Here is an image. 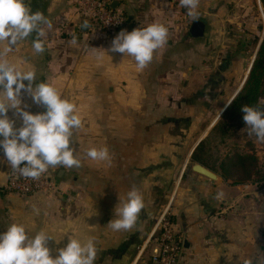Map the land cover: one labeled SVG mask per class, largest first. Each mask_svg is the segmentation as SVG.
Returning <instances> with one entry per match:
<instances>
[{"label": "rangeland", "instance_id": "obj_1", "mask_svg": "<svg viewBox=\"0 0 264 264\" xmlns=\"http://www.w3.org/2000/svg\"><path fill=\"white\" fill-rule=\"evenodd\" d=\"M195 11L193 19L199 17L207 22V40L211 46L207 47L209 51H205L201 66L198 63L195 67L193 50H189L184 61L177 64L183 69L194 67L190 76L180 79L181 83H178L180 71L172 73L167 86H161L166 82L163 84L160 81L161 85L153 87L161 94L154 103L151 98L145 100L141 97L137 108L134 105L135 112L122 120L102 119L99 102L86 103L83 98L73 102L82 118V126L73 130L71 138L81 164L68 168L67 174L69 177L76 176L78 181L70 191L61 189L57 184L56 190L37 194L45 195L43 200L47 203L57 197L56 207H68L72 202L73 207L80 208L81 218L75 221V232L76 238L81 241L88 240L87 232L85 237L82 230L88 218L82 212L87 202L85 197L91 195H85V192H91L92 197L95 195L99 205L100 192L111 191L114 202L116 197L123 202L127 192L135 186L142 193L145 203L137 223L131 228L138 232L136 237L131 236L130 230H124L123 247L116 251L96 247L97 258H129L127 264H140L159 248L165 238L169 245H177L175 264H245V261L264 264V141L250 134L247 125L231 127L225 135L220 134V129L209 137L228 109L231 95L241 91L245 83L240 87L242 80L249 77L254 66L258 56L257 45L264 30V0H198ZM190 17L188 15V19ZM93 71V76H97L98 71ZM86 74L77 70L60 82V93L66 96L64 98L68 97L70 89L77 91L83 88L77 89L71 84L84 79ZM157 75L147 68L139 70L136 76L141 83L140 94L148 93L147 81ZM164 95L167 97L164 98ZM128 110L132 112L131 105H128ZM105 124H108L107 128ZM208 137L210 142L203 157L211 169L219 172L225 158L236 153L244 154L253 156L257 161L253 178L244 182L238 177L225 180L219 176L221 180L218 181L194 178L191 168L196 162L190 159L191 152L197 142ZM91 147H106L109 160L87 158L85 153ZM257 171L259 175L254 174ZM117 173L118 177L115 176ZM52 175L55 177L56 174ZM117 183H123L120 191L116 189ZM218 192H223L221 199L216 198ZM69 195L72 199L68 198ZM201 197L202 201L199 200ZM202 202L209 209L208 213L202 212L199 205ZM37 204L51 206L36 199L25 204L14 200L8 206L11 209L22 206L32 208L38 207ZM111 207L115 211L116 206ZM95 213L91 221L94 225L100 222L99 212ZM67 217L63 218L64 222H67ZM44 218L36 213L27 221L47 224L44 228L51 234L52 220ZM13 222L18 223L17 217H12L10 223ZM191 227L197 229L198 240L190 234ZM217 234L222 236L218 240L223 243L220 248L216 242ZM243 235L249 245L245 257L243 253L237 255L236 251ZM51 239L47 243H52ZM67 243L68 237L59 247L49 246L50 254L55 257L58 249ZM185 243H189L190 248L187 249ZM222 247L227 251L222 258H217ZM117 252L122 256H117Z\"/></svg>", "mask_w": 264, "mask_h": 264}, {"label": "crops", "instance_id": "obj_2", "mask_svg": "<svg viewBox=\"0 0 264 264\" xmlns=\"http://www.w3.org/2000/svg\"><path fill=\"white\" fill-rule=\"evenodd\" d=\"M106 1L109 2L110 6L112 2H116L115 9L123 12L126 24L122 30L132 31L135 28L147 26L151 23H162L168 28V39L166 44L154 53L153 60L145 67L148 71H151L153 75L159 74L156 78L153 77L152 79H148L147 86L149 89L147 94H140L139 86L141 83L139 82V77L136 76L139 70L136 68L134 59L130 56L124 57L122 53L111 51L112 40L119 32L114 35H108L91 32V30L89 33H82L80 31L82 19L79 17L77 11L78 0H26V3L30 5L32 11H40L52 25L50 30L46 29V35L42 38L44 39L45 50L42 53H36L33 50L32 41L35 38V33H33L29 37L18 42V44L5 56L0 57V60H6L8 63L14 64L22 71H35L37 82L46 81L51 83L59 93L60 82L68 79L69 74L73 75V72L77 70L86 72L87 74L84 79L75 80L71 84L74 88L78 89L83 87L84 90L83 88L77 91L70 89L67 93V99L72 102L78 101L80 98H83L86 103L93 101L99 102L101 106L100 117L105 120H122L131 113H134V105L137 108L141 97L145 100L146 98H151L154 103L156 99H158L156 97L161 94H159L160 92L157 90L154 91L153 87L156 88L160 81V83H166L164 85H159L167 86L172 73L180 71L178 83H181L180 79L183 80L190 76L194 67L193 69L187 67L183 69L181 66L177 65L184 61L185 57L189 55V50H193L196 58L195 67H197L198 63L199 66L202 65L203 57L206 54L205 51L211 46L210 41L207 40V25L205 35L202 38H193L189 30L192 23L197 20L205 24L207 22L199 17H194L193 19V16H189L190 19H188L187 10L182 6L181 0ZM73 37L76 38L75 45L71 42ZM3 47L4 45L0 44V49ZM93 70L98 71V75L95 77L93 76L94 74H92V72H94ZM200 73L202 83L203 76L202 72ZM245 80L246 79L242 80L240 87ZM27 83L28 82L25 81L26 85ZM92 88L94 89L92 90ZM60 94L62 97H66L62 93ZM238 94L239 91L233 92L228 101L233 102ZM163 97L165 98L167 96L164 95ZM18 98L20 100L19 109L23 111L36 114L46 110L43 105L33 101L31 94L26 89L21 91ZM164 101L163 103H165ZM128 105H131L132 112L128 110ZM7 116L9 119L15 121L14 127L19 128L22 126V119L16 108L9 109ZM105 125V128H107L108 124ZM200 143L201 141L194 145L191 152V160L193 152ZM0 158H3V155H0ZM67 169L57 165L55 167H50L47 172L53 180H56V184H58L61 189L66 188L70 191L73 185L77 183L78 179L76 176L69 177ZM10 171L11 166L6 162V159H0V220H2V222H0V231H4L5 228L11 224L10 222H12V217L14 216L17 217L18 223H23L26 226L30 234L34 235L40 230L48 232V230L44 228L47 224L42 225V222L36 223L27 221L29 217H34L36 213H39L45 217L43 220L47 218L52 220L50 235L55 238L51 239L52 243H47L48 247L51 245L53 247H59L61 244L63 245L65 238L71 235H74L76 238L77 235L75 231L77 229V223L75 221L81 218L79 215L81 213L80 208L76 206L73 207L72 202L71 206L68 207H56L54 205H56L55 199L57 197H53V201L47 203L43 200L46 199L44 198L45 195L36 194L35 197L27 199L13 193L11 194V192L9 193L6 189V185ZM53 173L56 174L55 177H53ZM115 176L118 177V173ZM193 177L206 178L195 172H193ZM108 180L109 174L106 175V181L108 182ZM120 185L122 186L123 183H117L116 189L119 190L121 187ZM72 195L74 196L73 192ZM85 195L91 196L85 197L87 202L85 201L83 206V216L85 215L88 218L86 224H84L82 228L85 234L84 236L86 237L87 232V238L94 239L96 247L103 250L110 249L116 251L123 247L125 241L123 237L124 230L114 231L108 224L110 220L116 218L115 211L111 205L117 206L119 202L118 198L116 197V202H114L111 191L107 190L105 194L100 192V203L98 205L95 195L92 197L91 192H85ZM50 197L51 196H49V198ZM68 198H71L70 195ZM35 199L45 204H50L51 206H41L42 204H37L38 207L29 208L28 206H22L12 209L8 206V204L14 200H20L25 204L28 200ZM202 199L203 197L199 200L202 201ZM199 205L203 213L209 212V209L205 207L203 202L199 203ZM97 211L100 214V222L94 225L91 221ZM65 215L68 216L67 222L63 221ZM129 230L131 231V236L136 237L138 232H134L136 231L134 229ZM189 232L192 236L195 235L197 240L200 238L197 229H194V227H191ZM206 234L208 235L210 233L206 232ZM217 235L216 242L219 243L218 248H220L223 243L218 240H220L222 236L220 234ZM213 237L215 236L213 235ZM238 243L239 245L236 250L237 255H242L243 253V257H245L247 252L246 247L249 246L246 244V236L243 235ZM185 247L187 249L190 248V244L185 243ZM222 248L223 250L219 249L216 255L217 258H222V256L225 255L227 250L225 247ZM116 254L117 256H122V254L118 255V252ZM52 256L54 257V255ZM128 261L129 258H112V260H109V258H96L95 264H127Z\"/></svg>", "mask_w": 264, "mask_h": 264}, {"label": "clouds", "instance_id": "obj_3", "mask_svg": "<svg viewBox=\"0 0 264 264\" xmlns=\"http://www.w3.org/2000/svg\"><path fill=\"white\" fill-rule=\"evenodd\" d=\"M181 4L187 15H196L197 0H181ZM51 27L50 21L40 11H32L26 0H0V44L4 45L0 57L33 33V50L44 52L42 38L46 29ZM167 39V26L151 23L132 31L121 30L112 40L111 51L132 57L137 70H143ZM71 42L75 45L76 38L73 37ZM25 89L34 102L45 107V111L33 114L19 109L18 97ZM11 108L19 111L22 119L19 128L14 127L15 121L7 116ZM241 111L249 133L264 141V109L243 105ZM81 126L82 118L76 105L62 97L51 83L37 82L35 71H22L16 65L0 60V152L3 153L0 159H6L12 171L25 178L37 179L50 167H79L81 160L71 146V138L73 130ZM85 156L93 161H108L109 151L106 147H91ZM222 197L223 192L216 194L217 199ZM144 207L142 193L133 186L123 202L119 197L116 218L110 220L109 226L114 231L131 229ZM50 238L55 237L44 230L33 235L23 223L9 224L0 231V264H95L97 248L94 239L81 241L71 235L66 246L58 249V255L53 257L47 246ZM245 264L250 262L245 261Z\"/></svg>", "mask_w": 264, "mask_h": 264}, {"label": "trees", "instance_id": "obj_4", "mask_svg": "<svg viewBox=\"0 0 264 264\" xmlns=\"http://www.w3.org/2000/svg\"><path fill=\"white\" fill-rule=\"evenodd\" d=\"M264 88V40L258 52V56L254 62V66L250 75L233 102L229 105L221 121L214 127L209 137L215 134V131L222 130L220 134H227L231 127H244L246 123L243 120L244 113L241 111L243 105H250L253 107H260L264 109V102H262V92ZM202 141L192 154V161L200 163L209 168L225 180L238 177L242 182L253 178V170L257 166V161L253 156L244 154H233L225 158L222 162L219 172L211 169L203 157L204 152L208 150L210 138ZM259 175V171L254 173Z\"/></svg>", "mask_w": 264, "mask_h": 264}, {"label": "built area", "instance_id": "obj_5", "mask_svg": "<svg viewBox=\"0 0 264 264\" xmlns=\"http://www.w3.org/2000/svg\"><path fill=\"white\" fill-rule=\"evenodd\" d=\"M78 15L82 20L91 22V32L114 35L120 32L126 22L122 11L112 9L106 0H78ZM0 155H3L0 152ZM6 189L22 197L32 196L41 192H49L57 189V184L45 172L37 179L25 178L18 172L10 171ZM177 245L171 246L164 238L159 248L140 264H175V251Z\"/></svg>", "mask_w": 264, "mask_h": 264}, {"label": "water", "instance_id": "obj_6", "mask_svg": "<svg viewBox=\"0 0 264 264\" xmlns=\"http://www.w3.org/2000/svg\"><path fill=\"white\" fill-rule=\"evenodd\" d=\"M111 8L112 9L116 8V2H112ZM90 27H91V22L89 20H82L81 21L80 31L82 33H89ZM205 30H206L205 24L202 21L197 20V21L192 23L189 32L193 38H202L205 35ZM191 169L193 170V172H195L201 176H204L209 180L216 181L219 179V176L215 172H213L209 168H207V167H205L199 163H195Z\"/></svg>", "mask_w": 264, "mask_h": 264}, {"label": "flooded vegetation", "instance_id": "obj_7", "mask_svg": "<svg viewBox=\"0 0 264 264\" xmlns=\"http://www.w3.org/2000/svg\"><path fill=\"white\" fill-rule=\"evenodd\" d=\"M198 21H200V20H198ZM204 23V22H203ZM205 24V23H204ZM205 26H206V24H205ZM206 31V30H205ZM263 31V33H262V37H261V39H260V41H259V43H258V49H257V52H256V54L258 53V51L260 50V48H261V45H262V42H263V40H264V30H262ZM204 37V36H203ZM251 72V71H250ZM250 72H249V74H250ZM248 79V78H247ZM247 79H246V81H247ZM246 81H245V83H246ZM245 85V84H244Z\"/></svg>", "mask_w": 264, "mask_h": 264}]
</instances>
